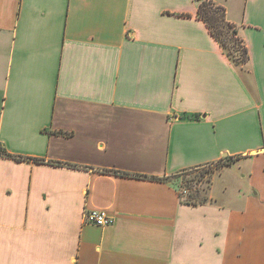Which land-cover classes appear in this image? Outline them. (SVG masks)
<instances>
[{"label": "crops", "instance_id": "obj_1", "mask_svg": "<svg viewBox=\"0 0 264 264\" xmlns=\"http://www.w3.org/2000/svg\"><path fill=\"white\" fill-rule=\"evenodd\" d=\"M210 1L249 70L195 0H0V264H264V0Z\"/></svg>", "mask_w": 264, "mask_h": 264}, {"label": "trees", "instance_id": "obj_2", "mask_svg": "<svg viewBox=\"0 0 264 264\" xmlns=\"http://www.w3.org/2000/svg\"><path fill=\"white\" fill-rule=\"evenodd\" d=\"M195 1H197L199 5V18L207 24L208 28L210 29V32L212 33L216 41L219 43V45L221 46L227 57L230 59V61L236 67L241 68L242 70H249L250 58H249L248 49L245 45V42L238 28L227 20L225 9L215 5L210 0H207L205 2H201L202 0H195ZM1 155L4 157L14 159L18 162H23V161H34L36 163L42 162L40 160L12 156L5 153L4 151H1ZM186 173L189 172H185L174 177H178ZM163 180L170 182L169 181L170 178ZM185 203L204 204L206 202L193 203L191 201V198L188 197L187 200H185Z\"/></svg>", "mask_w": 264, "mask_h": 264}, {"label": "rangeland", "instance_id": "obj_3", "mask_svg": "<svg viewBox=\"0 0 264 264\" xmlns=\"http://www.w3.org/2000/svg\"><path fill=\"white\" fill-rule=\"evenodd\" d=\"M205 1L207 0L201 2ZM227 165H229L228 162L205 166L184 175L170 178L169 181L179 190L184 201L189 197L193 203L208 202L213 196L214 182L218 180L219 174Z\"/></svg>", "mask_w": 264, "mask_h": 264}, {"label": "built area", "instance_id": "obj_4", "mask_svg": "<svg viewBox=\"0 0 264 264\" xmlns=\"http://www.w3.org/2000/svg\"><path fill=\"white\" fill-rule=\"evenodd\" d=\"M85 219L87 223L99 227L110 226L113 223V220L109 218L103 211L100 210L88 211L85 215Z\"/></svg>", "mask_w": 264, "mask_h": 264}]
</instances>
